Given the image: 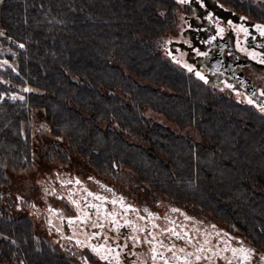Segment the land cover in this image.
<instances>
[{"label":"flooded vegetation","instance_id":"af4514ba","mask_svg":"<svg viewBox=\"0 0 264 264\" xmlns=\"http://www.w3.org/2000/svg\"><path fill=\"white\" fill-rule=\"evenodd\" d=\"M118 2L119 16L133 25L119 32L130 36L126 45L133 53L126 61L137 65L121 71L134 82L156 81L162 96L183 87L188 107L176 108V99L167 107L159 102L110 107L123 112L125 122L114 123L109 114L96 124L110 142L118 139L121 155L97 154L80 139H74L72 150L63 137L55 145L57 154L44 156L37 167L31 160L11 171L13 186L0 197L7 208L0 217L39 227L40 234L28 238L42 242V264H50L48 247L57 264H264V234L256 235L241 220L232 227L139 180L143 161L173 163L183 153L195 160L206 153L209 141L201 125L209 103L199 97L225 100L249 113V120L264 117V0ZM112 59L120 65L115 54ZM145 62L150 71L138 66ZM83 94L108 101L117 95L125 103L135 95L126 90ZM79 111L89 117L90 111ZM42 130L43 142L49 131ZM183 144L189 146L185 152ZM14 239L0 235V264H32L2 241Z\"/></svg>","mask_w":264,"mask_h":264},{"label":"trees","instance_id":"16d2710c","mask_svg":"<svg viewBox=\"0 0 264 264\" xmlns=\"http://www.w3.org/2000/svg\"><path fill=\"white\" fill-rule=\"evenodd\" d=\"M121 9L118 0H0V194L13 186L11 171L25 167L34 148L50 157L57 154L55 145L63 137L72 150L74 139L75 143L80 139L82 146H90L97 154L121 155L118 139L112 137L110 142L96 124L99 117L109 114L114 123H119L118 119L125 122L123 112L110 107L138 108L158 102L167 107L173 99L176 108L188 107L183 87H171L176 95L162 96L157 94L156 81L134 82L121 71L137 66L126 61V55L133 53L126 45L130 36L119 32L133 25L119 16ZM113 54L120 65L111 64ZM138 66L152 69L146 62ZM114 90L135 95L125 103L117 95L108 101L83 94ZM206 98L199 97L209 103L201 125V133L209 141L206 153L196 160L183 153L173 163L143 161L139 180L161 189L176 202L220 217L232 227L235 220H241L256 235H262L264 117L257 114L249 120V113L229 107L231 103ZM79 108L90 111L89 117ZM28 121L49 131L39 150L24 127ZM179 147L189 148L184 144ZM7 150L15 157L14 164L6 161ZM4 208L0 203V211L6 213ZM5 219V215L0 217V235L15 239L2 241L23 261L42 264V242L28 238L40 234L39 227ZM47 250L52 256L50 264H57V256L51 254V248Z\"/></svg>","mask_w":264,"mask_h":264},{"label":"rangeland","instance_id":"374dc122","mask_svg":"<svg viewBox=\"0 0 264 264\" xmlns=\"http://www.w3.org/2000/svg\"><path fill=\"white\" fill-rule=\"evenodd\" d=\"M29 123H31V121H28V125L25 123L24 127H27L26 129L29 131V135L31 136V139L34 143V146H36L39 150L41 144H42V139L45 137V130H42L41 128H36L33 127V124L29 125ZM34 151H32L31 153V162L33 164L34 167H37V164H41L47 160V158H45L41 153H39L36 148L33 149ZM5 154L7 155L6 161H8V163L10 162L11 164H14L15 159L14 156L7 151H5ZM10 155V156H9ZM17 161V160H16ZM48 163L52 164L51 160L48 158ZM18 170V169H17ZM19 171V170H18ZM3 194H0V197ZM34 227V226H33Z\"/></svg>","mask_w":264,"mask_h":264},{"label":"snow or ice","instance_id":"6c2138e0","mask_svg":"<svg viewBox=\"0 0 264 264\" xmlns=\"http://www.w3.org/2000/svg\"><path fill=\"white\" fill-rule=\"evenodd\" d=\"M0 34H2V33H0ZM262 35H264V32H262ZM21 47H23V45H21ZM189 70H191V69H189ZM201 78H203V77H201ZM173 211H175V209ZM100 226L102 227V225H100ZM77 243H80V241H77ZM101 248H102V246H101ZM101 248H93V251L99 253L101 251ZM108 251L111 252V249H109ZM233 251H236V250L234 249ZM241 251H243V250H241ZM107 258L108 257L106 255L101 256V259H107ZM245 258H247V256H245ZM197 259H199V256L197 257Z\"/></svg>","mask_w":264,"mask_h":264}]
</instances>
